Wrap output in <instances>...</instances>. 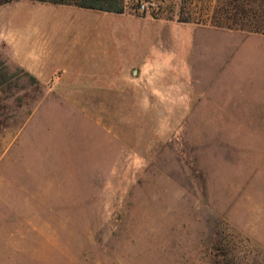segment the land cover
Masks as SVG:
<instances>
[{"label":"rangeland","instance_id":"obj_1","mask_svg":"<svg viewBox=\"0 0 264 264\" xmlns=\"http://www.w3.org/2000/svg\"><path fill=\"white\" fill-rule=\"evenodd\" d=\"M243 36L180 123L75 85L73 67L34 80L0 37V264H264V34Z\"/></svg>","mask_w":264,"mask_h":264},{"label":"crops","instance_id":"obj_2","mask_svg":"<svg viewBox=\"0 0 264 264\" xmlns=\"http://www.w3.org/2000/svg\"><path fill=\"white\" fill-rule=\"evenodd\" d=\"M0 7L13 11L0 37L36 77L46 71L67 76L73 67L75 85L95 94H123L129 108L172 110L175 123L202 104L208 91L198 86L203 77L233 69L245 41L240 30L126 9L39 0Z\"/></svg>","mask_w":264,"mask_h":264},{"label":"trees","instance_id":"obj_3","mask_svg":"<svg viewBox=\"0 0 264 264\" xmlns=\"http://www.w3.org/2000/svg\"><path fill=\"white\" fill-rule=\"evenodd\" d=\"M4 1L7 0H0V3ZM39 1L74 4L80 7L113 12H123L126 6L125 0ZM193 1H195L194 5L192 4ZM139 4L140 0L136 2L135 7L139 8ZM166 18L172 17L167 16ZM176 19L213 27L264 34V0H181L180 10ZM20 68L28 73L32 79H37L33 73L24 67L20 66ZM9 78L10 73L0 55V84Z\"/></svg>","mask_w":264,"mask_h":264},{"label":"built area","instance_id":"obj_4","mask_svg":"<svg viewBox=\"0 0 264 264\" xmlns=\"http://www.w3.org/2000/svg\"><path fill=\"white\" fill-rule=\"evenodd\" d=\"M147 3L151 4L152 1L151 0H142V1H140L139 9L144 10L145 8H147L148 7Z\"/></svg>","mask_w":264,"mask_h":264}]
</instances>
